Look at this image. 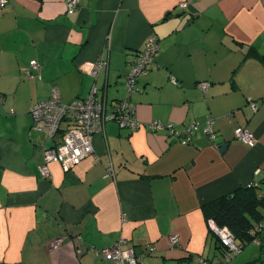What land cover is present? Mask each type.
Instances as JSON below:
<instances>
[{"label": "crops", "instance_id": "crops-1", "mask_svg": "<svg viewBox=\"0 0 264 264\" xmlns=\"http://www.w3.org/2000/svg\"><path fill=\"white\" fill-rule=\"evenodd\" d=\"M149 37L155 68L130 93ZM102 59L97 76L83 71ZM32 60L40 77L24 75ZM55 87L65 102L95 88L109 109L129 100L144 126L107 123L93 155L69 171L50 163L44 177L61 137L35 129L31 109ZM208 118L215 139L201 129L190 144L147 125L182 131ZM254 182L264 195V0H79L73 14L67 0L0 6V264H122L102 254L120 243L137 264H218L223 246L202 206ZM224 264H264V231Z\"/></svg>", "mask_w": 264, "mask_h": 264}, {"label": "built area", "instance_id": "built-area-1", "mask_svg": "<svg viewBox=\"0 0 264 264\" xmlns=\"http://www.w3.org/2000/svg\"><path fill=\"white\" fill-rule=\"evenodd\" d=\"M9 0H0V6L8 3ZM79 0H67V11L73 13L77 9ZM181 9H186L187 4L182 3ZM160 52V45L155 37H149L145 42L144 49L138 53V57L131 64L130 72L126 77V85L129 92L136 89L139 79L146 75L154 66V59ZM105 67L102 59L97 64L86 63L82 66L84 72L97 76L100 69ZM34 71H40V65L37 60L30 62V69H25L24 75L28 78H36ZM201 88L206 89L207 83H202ZM98 90L93 89L90 97L85 100H75L65 102L58 88H53L50 98L37 102L31 109L34 119L35 129L42 130L49 137H55L58 133L61 142L45 151L44 164L40 167V173L44 177H50V163H59L65 171L74 169L84 159L94 154L93 139L95 135L103 133L105 126L109 122H117L121 128L137 131L144 125L137 121V109L134 103L129 100L120 101L112 108H108L106 103L97 97ZM254 111L257 110L256 103L251 102ZM148 125L152 131L168 130L170 138L182 144H190L192 137L202 129L214 140L216 133L214 131L213 119H206L203 122L195 121L182 131L172 125H164L161 121H153ZM236 137L251 147L255 146V136L246 128L240 127L236 130ZM113 169H107L106 177H112ZM210 227L220 240L228 247L230 255L238 252V246L235 243L233 235L228 229L217 227L213 221ZM171 243L177 245L179 238L171 236ZM64 239H57L52 243L55 248L63 243ZM104 259L119 263L137 264V259L133 252H124L121 249V243L114 245L103 252Z\"/></svg>", "mask_w": 264, "mask_h": 264}, {"label": "trees", "instance_id": "trees-1", "mask_svg": "<svg viewBox=\"0 0 264 264\" xmlns=\"http://www.w3.org/2000/svg\"><path fill=\"white\" fill-rule=\"evenodd\" d=\"M78 7L79 3L77 5V9ZM76 10L73 13H75ZM159 53L156 55V57L159 55ZM155 59L152 69L141 78L147 76L155 68ZM37 77L40 76L37 75ZM199 121L203 122L201 120ZM128 130L132 133L136 132L131 131L130 129ZM202 210L207 221H213L214 224L221 229H228L233 235L235 243L238 246V252H236L234 255H230L228 247L221 243L223 246L225 260L219 262L218 264H224L228 261H231V259L234 258L236 254L242 251L249 244L255 241L260 242L261 234L264 231V195H262L260 189H258L257 183L254 182L249 186L240 188L226 196L206 202L203 204ZM65 240L66 239H64V241ZM63 243L61 245H63ZM204 264L209 263L204 262Z\"/></svg>", "mask_w": 264, "mask_h": 264}, {"label": "water", "instance_id": "water-1", "mask_svg": "<svg viewBox=\"0 0 264 264\" xmlns=\"http://www.w3.org/2000/svg\"><path fill=\"white\" fill-rule=\"evenodd\" d=\"M227 146V144L223 145L221 151L223 152L227 148Z\"/></svg>", "mask_w": 264, "mask_h": 264}]
</instances>
